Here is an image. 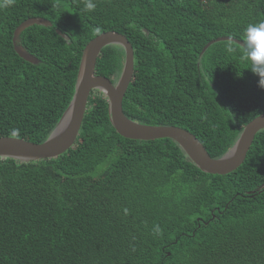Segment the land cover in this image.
<instances>
[{
  "label": "trees",
  "instance_id": "trees-1",
  "mask_svg": "<svg viewBox=\"0 0 264 264\" xmlns=\"http://www.w3.org/2000/svg\"><path fill=\"white\" fill-rule=\"evenodd\" d=\"M86 2L0 0V137L45 141L73 98L83 49L108 30L134 48L129 118L183 127L221 157L264 112L259 78L239 51L227 52L229 41L201 55L210 40H241L248 23L264 20V0ZM30 17L52 22L20 35L36 64L13 44ZM124 59L121 46H107L95 73L116 81ZM262 184L264 130L236 170L210 174L170 138L120 135L93 90L64 154L0 157V264H264Z\"/></svg>",
  "mask_w": 264,
  "mask_h": 264
},
{
  "label": "water",
  "instance_id": "water-1",
  "mask_svg": "<svg viewBox=\"0 0 264 264\" xmlns=\"http://www.w3.org/2000/svg\"><path fill=\"white\" fill-rule=\"evenodd\" d=\"M38 24L52 26L49 19L30 17L14 31L13 44L17 54L31 63L40 60L20 43L21 33L28 27ZM63 37L66 34L57 29ZM231 36H220L210 40L202 49L201 55L215 42L229 41ZM240 44L241 40L232 37ZM119 45L123 48L125 59L120 76L116 81L95 73L97 59L103 48ZM134 74V48L122 33L108 30L91 39L83 49L73 98L55 128L45 141L36 143L15 136L0 137V157L14 158L20 162L57 158L69 150L76 142L88 109L93 90H100L108 101L110 121L117 132L126 138L153 140L170 138L187 154L188 158L202 171L210 174H228L236 170L246 159L255 136L264 130V112L249 121L242 129L234 144L221 157H212L203 143L189 130L175 125H152L129 118L123 109V99ZM68 121L61 127L64 119ZM261 188H264L262 184Z\"/></svg>",
  "mask_w": 264,
  "mask_h": 264
},
{
  "label": "clouds",
  "instance_id": "clouds-1",
  "mask_svg": "<svg viewBox=\"0 0 264 264\" xmlns=\"http://www.w3.org/2000/svg\"><path fill=\"white\" fill-rule=\"evenodd\" d=\"M85 7L94 10V0H87ZM232 39L229 38L227 52L235 54L239 51L241 59L248 63L247 69L259 78L258 86L264 89V20L250 22L245 26L239 49L233 45Z\"/></svg>",
  "mask_w": 264,
  "mask_h": 264
},
{
  "label": "bare ground",
  "instance_id": "bare-ground-1",
  "mask_svg": "<svg viewBox=\"0 0 264 264\" xmlns=\"http://www.w3.org/2000/svg\"><path fill=\"white\" fill-rule=\"evenodd\" d=\"M67 121H68V116L64 119V121H63V123H62V125H61V127H64L65 126V124L67 123Z\"/></svg>",
  "mask_w": 264,
  "mask_h": 264
}]
</instances>
